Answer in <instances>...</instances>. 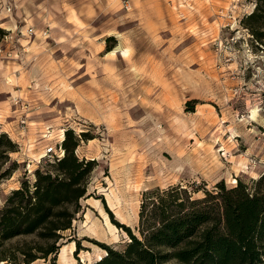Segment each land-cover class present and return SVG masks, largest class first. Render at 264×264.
<instances>
[{
  "label": "rangeland",
  "instance_id": "374dc122",
  "mask_svg": "<svg viewBox=\"0 0 264 264\" xmlns=\"http://www.w3.org/2000/svg\"><path fill=\"white\" fill-rule=\"evenodd\" d=\"M262 2L0 0V135L15 145L0 157V209L15 189L34 195L38 170L57 172L46 150L65 154L68 130L78 157L95 160L56 253L22 260L46 245L38 232L0 252L19 264H95L105 245L125 248L126 227L140 235L148 191L255 186L264 49L246 19Z\"/></svg>",
  "mask_w": 264,
  "mask_h": 264
},
{
  "label": "trees",
  "instance_id": "16d2710c",
  "mask_svg": "<svg viewBox=\"0 0 264 264\" xmlns=\"http://www.w3.org/2000/svg\"><path fill=\"white\" fill-rule=\"evenodd\" d=\"M246 23L264 49V0ZM67 132L65 154L53 159L57 172L38 170L34 195L28 186L15 189L0 209V246L33 232L46 242L36 251L22 249L26 263L58 251L61 231L71 227L95 167V160L78 157L75 147L80 138L71 145V130ZM14 148L5 133L0 135V157ZM216 187L205 189L203 197H194L181 185L148 191L140 211V235L126 227L131 240L125 248L105 245L107 254L95 264H264V174L253 187L242 179L232 187L224 181ZM69 205L77 207L71 211ZM0 254V260L21 263L17 257Z\"/></svg>",
  "mask_w": 264,
  "mask_h": 264
},
{
  "label": "built area",
  "instance_id": "2783aa9c",
  "mask_svg": "<svg viewBox=\"0 0 264 264\" xmlns=\"http://www.w3.org/2000/svg\"><path fill=\"white\" fill-rule=\"evenodd\" d=\"M64 154L63 147L58 148L57 145H52L48 147L46 150V156L49 158L55 159V158H60Z\"/></svg>",
  "mask_w": 264,
  "mask_h": 264
},
{
  "label": "bare ground",
  "instance_id": "6f19581e",
  "mask_svg": "<svg viewBox=\"0 0 264 264\" xmlns=\"http://www.w3.org/2000/svg\"><path fill=\"white\" fill-rule=\"evenodd\" d=\"M63 137H64V134H63ZM63 137H62V138H63ZM110 226H111V225H110ZM74 250H75V244H73V246H72V253H73ZM64 252H65V250H64ZM64 252H63V253H64ZM62 255H63V254H62ZM100 259H101V258H100Z\"/></svg>",
  "mask_w": 264,
  "mask_h": 264
}]
</instances>
